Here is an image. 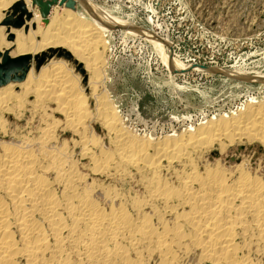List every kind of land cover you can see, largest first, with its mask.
I'll list each match as a JSON object with an SVG mask.
<instances>
[{
	"label": "bare ground",
	"instance_id": "bare-ground-1",
	"mask_svg": "<svg viewBox=\"0 0 264 264\" xmlns=\"http://www.w3.org/2000/svg\"><path fill=\"white\" fill-rule=\"evenodd\" d=\"M17 1L0 0V22ZM75 1L43 18L24 0L31 18L12 42L0 27V51L32 60L23 81L0 87V264H264V174L223 157L238 143L264 146V98L139 133L104 86V36L121 24L149 38L171 71L189 66L166 51L171 41Z\"/></svg>",
	"mask_w": 264,
	"mask_h": 264
},
{
	"label": "rangeland",
	"instance_id": "rangeland-1",
	"mask_svg": "<svg viewBox=\"0 0 264 264\" xmlns=\"http://www.w3.org/2000/svg\"><path fill=\"white\" fill-rule=\"evenodd\" d=\"M91 1L151 35L171 41L166 51L189 66L171 71L149 38L125 32L121 24L113 25L104 36L108 49L102 52L109 56L103 70L107 76L104 86L127 117V125L139 133L178 131L196 123L201 115L229 112L252 97L264 98L263 80L202 70L239 69L248 76L264 78V0ZM13 114L9 120L14 125L19 121L24 125L31 116L28 111L17 122L18 116ZM56 116L64 118L60 112ZM104 133L101 130L98 135L105 137ZM216 146L211 157L219 153ZM223 157L231 163L245 157L264 174V146L260 142L232 145ZM190 264L198 263L191 259Z\"/></svg>",
	"mask_w": 264,
	"mask_h": 264
},
{
	"label": "water",
	"instance_id": "water-1",
	"mask_svg": "<svg viewBox=\"0 0 264 264\" xmlns=\"http://www.w3.org/2000/svg\"><path fill=\"white\" fill-rule=\"evenodd\" d=\"M32 5L37 6L41 16L47 18L50 13L51 8L54 5L66 6L72 9L76 8L75 0H32ZM31 18V12L25 5L24 0H18L15 2L8 10L5 12V16L0 22V27H4L6 33L8 34L7 40L13 41L14 35L11 33V29H21L25 27L27 29L26 23ZM53 51H49L43 54L39 59H37L36 66H39L46 56L51 57ZM63 55L59 51L58 55ZM45 56V57H44ZM31 56L21 55V56H11L9 50L0 51V87L8 83H16L24 80L27 72L31 67Z\"/></svg>",
	"mask_w": 264,
	"mask_h": 264
}]
</instances>
